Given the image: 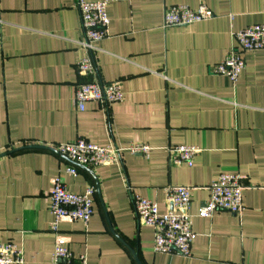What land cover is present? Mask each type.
Returning <instances> with one entry per match:
<instances>
[{
  "label": "crops",
  "instance_id": "crops-1",
  "mask_svg": "<svg viewBox=\"0 0 264 264\" xmlns=\"http://www.w3.org/2000/svg\"><path fill=\"white\" fill-rule=\"evenodd\" d=\"M77 1L0 0V241L23 248L24 264H53L56 216L48 194L63 178L71 192L96 189L89 224L64 219L57 231L88 264H264V49L243 54L237 82L215 72L233 34L264 23V0L113 2L110 35L97 43L89 76L77 68L85 38ZM177 4H205L213 17L164 27L166 6ZM113 81L121 82L124 101H88L79 109V84ZM78 138L142 142L152 151L86 166L54 148ZM178 145L201 149L192 165L170 163ZM222 173L242 176L245 209L200 217ZM169 185L193 188L197 237L189 257L156 253L154 230L135 211L132 191L161 212L172 209Z\"/></svg>",
  "mask_w": 264,
  "mask_h": 264
},
{
  "label": "built area",
  "instance_id": "built-area-1",
  "mask_svg": "<svg viewBox=\"0 0 264 264\" xmlns=\"http://www.w3.org/2000/svg\"><path fill=\"white\" fill-rule=\"evenodd\" d=\"M118 0H78L85 38L79 42L83 54L77 61L78 72L83 76L95 73L93 53L98 49L97 43L107 38L109 34L110 17L109 4ZM213 17L212 11L201 4L197 9L187 4L166 6L164 10V27L189 26ZM234 45L225 59L215 67V72L226 75L234 82L242 76L246 67L243 54L247 51L264 49V23L254 24L233 34ZM125 93L120 81L108 83L88 82L78 85L75 101L80 110H84L86 102L96 101L113 104L122 102ZM61 154L68 156L77 164L86 166H100L117 164L122 154L130 152L149 158L152 148L142 142H131L127 146L116 144L99 145L86 138H78L69 143L55 145ZM201 149L192 145H178L170 148V163L172 165H192ZM0 155L1 151H0ZM70 174H76L75 167H69ZM132 189V188H130ZM192 189L185 185H169L165 188L166 199L172 209L161 212L159 204L139 192L132 191V200L138 220L154 230V251L163 254H181L189 257L192 246L197 237L195 232L194 214L189 212ZM133 190V189H132ZM96 192L90 186L84 193L68 190L63 178H56L48 194L50 210L56 216L52 230L56 233V243L52 255L53 264H88L86 255L76 256L66 238L57 233L58 223L64 219L82 221L88 225L93 214ZM242 176L237 173H222L209 186V198L202 205L199 216L211 218L216 211L226 210L234 214H241L245 209L243 201ZM25 251L12 242L0 241V264H24ZM245 264V263H229Z\"/></svg>",
  "mask_w": 264,
  "mask_h": 264
}]
</instances>
